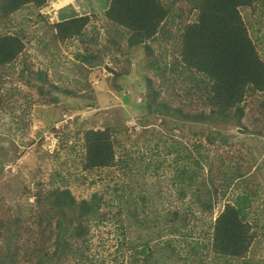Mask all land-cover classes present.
Returning a JSON list of instances; mask_svg holds the SVG:
<instances>
[{
    "label": "trees",
    "instance_id": "16d2710c",
    "mask_svg": "<svg viewBox=\"0 0 264 264\" xmlns=\"http://www.w3.org/2000/svg\"><path fill=\"white\" fill-rule=\"evenodd\" d=\"M91 1L87 4L88 13L77 14L73 6L68 5L59 10L58 20L51 24L54 41L63 43L67 39H77L82 46L74 66L83 76L81 82H77L89 90L86 96L90 97V92L94 91L92 81L87 79L94 68L100 66L118 76L119 82L115 84L123 87L122 82L132 74V59L139 57L137 64L143 70L138 71L136 64L137 72L134 71L135 76H142L140 80L132 81L131 86L143 94L140 108L148 115L171 117L174 126L199 125L187 133L197 138L193 149L206 164L204 144L215 145L214 160L208 162L206 172L198 159L192 161L195 168L189 162L177 166L172 181L186 184L187 187H179L178 192L181 199L188 195V201L180 207H168L162 218H156L158 240L151 244L146 239L139 248L130 246L135 257L129 264H206L209 254L206 255L204 238L211 239L207 245L211 246L209 249L215 256V261L210 264H232V259L239 258L243 264H250L246 256L253 240V223L248 220L246 206L255 193L252 196L251 193L237 194L232 200L227 199L222 210L199 231V238L193 239L194 235L188 240V237L196 233L197 213L201 220L202 216L213 215L218 200L226 198V188L235 178H240L239 175L231 177V171L241 174L242 166L249 168L246 162H254L244 160L245 155H238L229 126L264 137V99L256 103L259 111L257 128H247L242 121L246 115L243 106L246 97L264 93V50L249 34L250 17H244L242 11L246 8L256 11L258 7L257 11L264 16V0H107L106 5L100 7L102 10H97ZM45 3L46 0H0V24L13 25L11 15L22 9H36L37 22L38 18H45L38 12ZM99 12L104 21L99 26L108 33L103 39L105 42L100 40L99 31L86 32L90 16L99 22ZM28 33L20 29L0 34V89L5 80L4 70L19 58L22 59L20 79L25 73H32L31 64L25 59L30 58L26 49V43L30 41ZM121 60L124 65H120ZM150 69L154 78L148 75ZM33 73L39 83L26 80L25 84L37 86L43 101L52 104L54 109L58 99L51 90L82 95L78 90L81 87L63 88L53 83L44 70ZM2 100L0 91V110L4 108ZM76 104L67 100L56 109L60 114L57 118L62 113L72 112V106ZM85 123L83 121L82 125ZM51 128L55 130L53 126ZM148 128L144 126L141 132L146 134ZM78 133L79 130L76 135ZM203 133L205 139L201 137ZM81 138L83 156L78 161L81 169L73 171L74 182L84 183L85 172L95 168L118 165L122 172L130 168L127 159L115 157V149H122L126 155L127 148L122 141L131 139L129 133L122 135L114 125L84 126ZM167 152L170 153V148ZM228 160L231 165L225 168ZM55 175L59 177L60 173ZM252 178L249 177V181ZM30 179L32 185L25 184L20 193L26 200L33 198V203L26 209L22 206L15 209L9 201V205L3 207L4 199L0 196V264H6V258H10L5 253H10L9 246L30 249L27 264H59L65 256H72L78 247L91 246L95 228L100 230L105 221L122 217L121 208L114 206L113 196L105 192L92 191L89 197L77 198L71 189L55 185L53 180L50 184L35 175H30ZM156 194L160 196L161 192L156 191ZM166 196L165 191L163 197ZM139 198L141 203L132 205L131 214L135 218H138V207L142 206L140 211L145 212L146 196L139 195ZM193 204L198 211H194ZM166 229L171 234L181 235L182 242L174 245L170 237L164 240L161 232ZM50 238H53L54 249L48 251Z\"/></svg>",
    "mask_w": 264,
    "mask_h": 264
},
{
    "label": "rangeland",
    "instance_id": "374dc122",
    "mask_svg": "<svg viewBox=\"0 0 264 264\" xmlns=\"http://www.w3.org/2000/svg\"><path fill=\"white\" fill-rule=\"evenodd\" d=\"M89 1L46 0L45 5L38 9L45 18H38L35 22L37 10L22 9L11 15L13 25H8V22L5 26L0 24V34L14 33L20 29L29 32L27 36L30 41L26 43V49L30 53V58L25 59L27 64H31L32 69V73H25L20 79L22 59L19 58L3 73L5 80L0 89L4 103V108L0 110V196L4 199L3 207L9 205V201L15 209L18 206L26 209L32 204L31 199H24L20 193L25 184L32 185L30 175L49 181L50 184L53 180L55 185L68 187L77 198L89 197L92 191L105 192L113 196L111 198L114 206L121 208L122 217L105 221L100 225V230L95 228L91 246L78 247L72 256H65L59 264H129L132 257H135L130 246L139 248L146 239H149L151 244L158 240L160 235L155 234L158 230L156 218H162L168 207L175 205L180 207L182 203L188 201V195L181 199V194L178 192L179 187H187L186 184H175L172 181L177 174V166L180 167L183 162H189L195 168L192 161L198 159L199 165H202V169L206 172L208 162L214 160L215 145L204 144L206 164L193 149V143L197 138L187 133L199 125L184 123L183 127L181 124L174 126L171 117H163L159 114L148 115L144 108H140L143 94L138 88L135 91L131 86L132 81H138L142 76H135L136 64L140 62L137 61L139 57L132 59L131 77H126V81H120L123 87L119 85L117 87L115 84L119 82L118 76L103 67L94 68L95 71H90V76L87 78L92 81L91 88L94 91L90 92V97L86 96L89 90L78 83L83 76L74 66V62L78 60L77 53L82 52V46L77 39H67L63 43L54 41L51 38V24L58 20L59 10L68 5H72L77 14L88 13ZM91 2L97 10H102L100 7H104L108 1L92 0ZM256 9L259 11L258 7ZM253 10L246 8L242 11V15L246 18L250 17L249 34L253 40L256 39L259 42L258 47L264 50V16L257 10ZM252 14L255 17H252ZM99 18L98 22L96 18L90 16L86 32L94 34L99 31L100 40L105 42L103 39L108 36V33L99 26V23L104 22L102 12H99ZM133 53L134 51L131 54ZM260 53L262 54V51ZM120 62V65H124L122 60ZM137 65L138 71L143 70L139 68V64ZM39 69L46 71L52 82L62 85L63 88L81 87L78 90L82 95H76L77 97L71 93L65 94L62 91L51 90L53 96L58 99L55 105L57 110L67 100L70 104L77 103L78 108L75 109L76 106H72V112L62 113L61 119L57 118L60 114L52 104L48 105L43 101V97L37 92L38 87L25 84L26 80L39 83L33 73ZM148 73L151 78H154L151 74L152 69ZM92 97L95 99L90 100ZM127 99L130 102H127ZM260 99H264V93H255L246 97L243 103L246 115L242 121L247 128H257L259 111L256 103ZM83 121H86L84 125H82ZM104 124L114 125L122 135L126 132L130 134V140L122 141V145L127 148L126 155L122 149H115V157L127 159L130 168L125 169L124 172L118 168V165L95 168L85 172L87 179L84 183L74 182L73 171L81 169L78 161L79 157L83 156L82 128L84 126L102 127ZM52 126L55 130L51 128ZM144 126L149 127L146 134L141 132ZM180 126L182 128H179ZM229 128L234 149L238 155H245L244 160H254V162H246L245 165L249 168L242 166L241 174L231 171V177L240 175L241 178L228 186L226 193H229V198L227 199L232 200L237 194L251 193L252 196V193H255L246 206L248 220L253 223V240L246 259H250V264H264V137L250 130L243 133L241 128L234 125H230ZM77 130L80 131L78 135H76ZM201 137L204 138L205 133ZM176 146L181 148L174 149ZM168 148L170 153L167 152ZM229 165L231 160L226 161L225 168ZM56 172L60 173L59 177H56ZM199 172H201L200 169ZM81 174L82 172L79 173ZM249 177H253L251 181ZM222 182L227 183L223 179ZM156 191L161 192L160 196L156 194ZM165 191L166 198L163 197ZM144 194L146 196L145 212L140 211L142 206L138 207V218H135L131 214L132 205L135 202L141 203L139 195ZM224 201H220L213 207L211 216H202L201 220L199 212L197 213L199 222L196 223V233L188 237V240L194 235L193 239L200 237L199 231L205 228V223L214 219L220 207L222 209ZM192 208L198 211L196 204H193ZM151 218H155L154 221ZM161 234L164 240L170 237L174 245L182 242L181 235L171 234L167 229ZM208 240L204 238L203 243H207ZM47 242L50 246L48 251L53 250V238ZM9 248L10 253L2 251L10 256L9 259L4 256L6 264H27L30 261L31 254L28 255L30 249L13 248V250L11 246ZM205 250L206 255L209 254L206 264H210L212 260L215 261V256L209 247L206 246ZM231 262L243 264L241 258L232 259Z\"/></svg>",
    "mask_w": 264,
    "mask_h": 264
},
{
    "label": "clouds",
    "instance_id": "9594fccd",
    "mask_svg": "<svg viewBox=\"0 0 264 264\" xmlns=\"http://www.w3.org/2000/svg\"><path fill=\"white\" fill-rule=\"evenodd\" d=\"M239 130H240V129H239ZM240 131H241V130H240ZM239 176H240V175H239ZM240 178H241V176H240ZM240 178H239V179H240ZM237 180H238V179H236V178L234 179V181H237ZM227 188H228V187H227ZM227 188H226V189H227ZM228 194H229V193H226V198L219 199L218 202H217L216 204H219L220 201H223V200H225V201H224V203H225V202L227 201V196H229ZM29 199H31L30 203H33V198H28V200H29ZM224 203H223V204H224ZM222 208H223V206H222ZM220 209H221V207H220ZM220 209L218 210V212L222 210V209H221V210H220ZM218 212H217V213H218ZM217 213H216V214H217ZM183 242H184V241H183ZM209 242H211V239H209ZM204 244H205L207 247L210 246V245H207V243H204ZM210 247H211V246H210ZM210 247H209V248H210ZM36 249H38V248H35V250H36Z\"/></svg>",
    "mask_w": 264,
    "mask_h": 264
},
{
    "label": "water",
    "instance_id": "95a60500",
    "mask_svg": "<svg viewBox=\"0 0 264 264\" xmlns=\"http://www.w3.org/2000/svg\"><path fill=\"white\" fill-rule=\"evenodd\" d=\"M240 131V130H239Z\"/></svg>",
    "mask_w": 264,
    "mask_h": 264
}]
</instances>
